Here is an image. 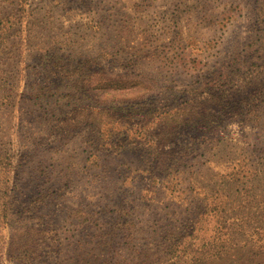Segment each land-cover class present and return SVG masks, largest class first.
Returning <instances> with one entry per match:
<instances>
[{
    "label": "rangeland",
    "instance_id": "rangeland-1",
    "mask_svg": "<svg viewBox=\"0 0 264 264\" xmlns=\"http://www.w3.org/2000/svg\"><path fill=\"white\" fill-rule=\"evenodd\" d=\"M0 264H264V0H0Z\"/></svg>",
    "mask_w": 264,
    "mask_h": 264
}]
</instances>
